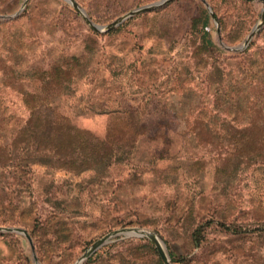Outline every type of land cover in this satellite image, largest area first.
<instances>
[{"label": "rangeland", "instance_id": "obj_1", "mask_svg": "<svg viewBox=\"0 0 264 264\" xmlns=\"http://www.w3.org/2000/svg\"><path fill=\"white\" fill-rule=\"evenodd\" d=\"M74 1L106 26L160 0ZM205 1L95 33L63 0H0V227L31 238L0 233V264H75L125 228L172 264H264V24L227 50L264 5ZM82 264L163 263L115 237Z\"/></svg>", "mask_w": 264, "mask_h": 264}, {"label": "water", "instance_id": "obj_2", "mask_svg": "<svg viewBox=\"0 0 264 264\" xmlns=\"http://www.w3.org/2000/svg\"><path fill=\"white\" fill-rule=\"evenodd\" d=\"M28 0H25V3ZM69 5H71L74 10L76 11L77 14H79L84 21V23L89 27V29L95 33H104L107 31H110L116 27H118L121 23H123L125 20L128 18H131L133 16L152 11L156 8H159L163 6L164 4L168 3L171 0H160L158 2H155L153 4L147 5L140 7L125 16L115 20L114 22L106 25V26H101L97 25L92 22V20L87 16L85 11L79 6L74 0H63ZM203 4L207 7V9L210 12V8L208 7L207 3L205 0H201ZM249 1H259L264 5V0H249ZM211 16L212 13L210 12ZM264 24V8L261 12V17H260V22L252 29V31L249 33V35L246 37L244 42L238 46L227 48L229 51L233 52H240L243 50L252 40V38L255 36V34L259 31V29L262 27ZM0 233H10V234H19L25 236V238L28 240L29 244L31 245V238L29 234L27 233L26 230L21 229V228H16V227H10V228H4L0 227ZM115 237H122V238H147L152 242V244L155 246L158 255L162 261L163 264H172L169 255L166 251V248L164 246V243L162 242L161 238L153 231L146 230V229H140V228H125V229H120L114 232H111L110 234L104 236L100 240L96 241L94 244H92L88 250L78 259V261L75 264H82L93 252H95L98 248H100L102 245L106 244L109 242L111 238ZM165 250L163 249V247ZM34 262L35 264H39L37 259L34 257Z\"/></svg>", "mask_w": 264, "mask_h": 264}, {"label": "trees", "instance_id": "obj_3", "mask_svg": "<svg viewBox=\"0 0 264 264\" xmlns=\"http://www.w3.org/2000/svg\"><path fill=\"white\" fill-rule=\"evenodd\" d=\"M40 120H39V122L40 123H42V124H44V125H46V124H48V125H51L52 127H54V124H56L57 122L56 121H58V120H60V121H63V120H65V118L64 117H61V116H56L54 119L53 118H39ZM56 120V121H55ZM253 126H255V124H252ZM251 125V126H252ZM39 126H42L41 124H39ZM56 127V126H55ZM54 130H52L53 131V133L55 134V135H57V132L55 131V129L56 130H59V128H53ZM246 129V128H245ZM247 130V129H246ZM171 256V255H170ZM171 259H172V257H171ZM173 261V260H172Z\"/></svg>", "mask_w": 264, "mask_h": 264}, {"label": "bare ground", "instance_id": "obj_4", "mask_svg": "<svg viewBox=\"0 0 264 264\" xmlns=\"http://www.w3.org/2000/svg\"><path fill=\"white\" fill-rule=\"evenodd\" d=\"M162 247H163V249L165 250L164 246H162Z\"/></svg>", "mask_w": 264, "mask_h": 264}]
</instances>
